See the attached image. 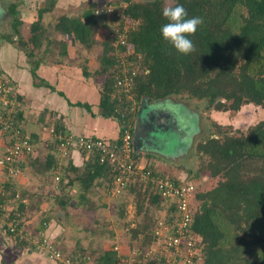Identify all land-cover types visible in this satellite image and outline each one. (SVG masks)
Here are the masks:
<instances>
[{"label": "trees", "instance_id": "obj_1", "mask_svg": "<svg viewBox=\"0 0 264 264\" xmlns=\"http://www.w3.org/2000/svg\"><path fill=\"white\" fill-rule=\"evenodd\" d=\"M102 2L119 5L123 17L136 22L129 34V43L134 48V54L128 56V60L137 63L139 71L131 76L127 90L122 91L115 84V71L119 68V62L116 61L108 39L102 44L99 55V72L106 74L101 85L99 113L104 117L117 119L119 130L116 139L128 123L131 124V132H134L139 105L150 100L173 103L177 102L174 98H192L198 103L203 102L204 109L214 108L216 111L237 112L249 104L264 107V0H174L170 5L181 4L187 10L189 18L198 16L204 21L195 35L189 37L195 45V51L188 55L178 53L162 38L161 26L168 23L162 16V9L170 6L165 5L163 0ZM53 5L54 0H47L38 11V19L43 11L51 9ZM96 5L97 2H90L82 12V17L59 15L52 26L53 32L70 35L73 40H78L86 46L95 43L93 35L98 17L105 16L104 13H95ZM8 15L13 18V29L17 33L20 21L16 4L9 5ZM30 32L27 41L18 39L19 48L28 58L33 57L34 48L42 43L41 35L46 32V28L37 20L31 24ZM47 33L48 31L46 35ZM6 37L12 41L10 36ZM38 61H34L30 68L35 77ZM83 73L87 72L83 70ZM128 94L132 95V101L127 98ZM80 105L90 111V105ZM197 107L198 104L196 110ZM13 114L15 115V112ZM55 132L73 134L65 132L58 124ZM23 133L33 144V151H24L15 162L14 169H18V163L21 167L26 162L38 172L48 174L51 169L62 184L64 178H60L58 164L61 163L60 160L68 158L73 150L68 154H60V145L56 141L52 146L56 149L57 157L48 154L44 161H37V158H31L34 154V141L24 130ZM0 134L6 136L8 144L7 134ZM76 150L87 157L84 168L73 169L81 193L84 194L87 190L96 192L95 183H101L96 179L105 181L102 185L105 189L106 185L111 186L112 167L108 161H100L98 154L85 149ZM195 152L204 163L201 168L220 178L212 187L197 191L194 196L198 205L193 206L191 230L201 237L199 243L202 264H264V117L249 125L245 131L236 132H229L213 122V130L196 142ZM136 160L139 161L138 158ZM144 165L154 173L179 180L178 177L167 173V169L157 168L154 162L146 160ZM1 168L7 175H14L9 172L7 166ZM12 181H8L5 186L8 190L12 189L11 193L8 191L10 194L1 187L0 201L9 203L18 193L15 210L18 217L23 218L24 190L14 187ZM63 186L66 187V184ZM127 188L130 191L135 190L138 213L142 211L145 203L160 206L165 211L164 216L150 215L149 222H141L130 229L131 235L127 244L131 252L135 251L133 253L136 258L140 259L151 246L157 221L163 218L166 222H171L176 218V212L170 200L167 204L165 199L146 187H136L133 184ZM122 212L123 210L121 214ZM40 219V228L43 229L48 223V217L45 215ZM29 230L31 236L38 234L40 240L45 237L44 230ZM17 243L31 250L44 251L36 249L31 240ZM60 251L64 253L62 247ZM74 253L84 255L87 252ZM116 259L117 252L112 248L103 249L93 257L95 264H116Z\"/></svg>", "mask_w": 264, "mask_h": 264}, {"label": "crops", "instance_id": "obj_2", "mask_svg": "<svg viewBox=\"0 0 264 264\" xmlns=\"http://www.w3.org/2000/svg\"><path fill=\"white\" fill-rule=\"evenodd\" d=\"M46 1L34 0L35 4L30 5L32 0H23L22 5H18L17 1L0 0V5H2L0 6V25L5 24L4 20L8 17V12H6L8 9L5 10L3 5L7 3L6 8H8L10 4H16V11L21 15L19 21L21 26L26 29L22 35L28 39L31 35V32H28L26 28L28 23L32 24L39 20L40 24L46 28L44 17L41 16L40 19H38V16L35 17ZM95 1L98 2L99 0H54L53 7L43 11V15L46 13V15H50V18H53L52 22L62 14L82 17V12H84L86 6L90 2ZM72 3L77 4V13L76 10L72 9ZM22 7H26V10L22 11ZM34 8L36 11H33ZM56 9L57 15L56 13L53 15L52 13ZM107 18L105 16L98 17V23L93 35L95 43L86 46L78 40H73L72 36L57 31V50L36 47L32 58H28L18 45L17 47L12 44V41H9L5 35L2 36L3 34H0V41H5L6 43L5 47L3 45L0 46V72L6 76L13 91V109L17 122L34 141L35 148L34 154L31 156L32 159L37 158V161H44L48 154H53L55 158L57 157L56 149L52 146L53 143L56 144L57 140L53 137V132H51V129L57 131V124L65 132L73 134L94 135L107 139L117 138L119 130L117 119L102 116L98 107L101 85L106 78L105 73L99 72V55L102 51V44L107 39L109 40V35L106 31L110 29L111 24L108 25ZM46 23H50V21ZM48 29L49 27L46 28V32ZM47 36H49V31ZM32 60H39L35 69L36 77L32 75L30 70ZM83 70L87 73H83ZM153 103L158 106L157 111L154 113V124L158 127V132L150 139L151 142L144 144L141 148H135L137 158L143 164L144 161L142 162V159L146 161L148 158L150 159L149 161L155 162L154 165L157 168L159 167L157 164L161 160H169L172 164H176V173L181 172L182 174L185 170L187 171V168L183 160H179V154L182 153L184 155V153L188 154L190 152L196 135H199L200 126L198 125L199 129H192V126L186 124L181 117V113H179L182 111L175 108V102L168 103L167 101L159 100L153 101ZM80 104L90 105V111ZM169 128L172 130L170 135L173 132V144L177 145L180 150L174 147L169 150L168 148L173 145L166 146L168 144ZM188 139L190 141L187 146ZM6 144V136L0 134V154H2ZM160 144L166 147L163 149L161 146L155 148V145ZM182 146L184 147L182 148ZM60 162L58 164V167L60 166L58 173L60 178H64L62 184L59 183L60 179L55 180L53 170L50 169L48 174L46 172H38L27 162L21 167L18 163V172L14 175H7L5 170L0 167V189L1 187L5 188L7 193H9L8 191L11 193L12 189L8 190L5 186L8 181L13 180L14 187L24 190L22 220L36 231L44 230L43 232H45L46 228H48L52 234L57 233L64 226L61 218H65L66 215L69 216L70 214L65 209V206L70 204L71 206L78 205L80 207L81 205L79 212L81 215V211L87 205L84 202L89 200L87 196L89 190L84 192V194L81 193L76 172L73 170L84 168L85 162H87L86 155L79 150H73L68 158H64ZM170 167L173 169V166H169L168 169ZM27 173L29 177L26 176ZM96 181L101 183L100 185L95 183V193L101 190L103 192L105 188L102 185L105 181L102 182L101 179H96ZM29 182H32L31 185H29ZM65 184L66 187L63 186ZM9 188L12 187L9 186ZM68 194L78 196L79 200L68 203ZM57 196L60 198H57ZM61 200L67 203H62L60 202ZM16 201L17 199L13 202L14 205H16ZM31 201L35 205L33 208H31ZM43 206H47V209L43 210ZM61 211L62 214H59ZM79 214L75 215L76 218L80 216ZM45 215L48 217V223L46 228L41 229L40 218ZM2 219L0 217V264H58L47 256V252L31 250L14 241L4 231ZM113 229L112 227V231ZM121 243L124 242L120 241L119 244L121 245ZM79 247L78 245L75 248L73 247L74 249L68 250V253L64 249L65 246L62 249L65 254H73L80 251L78 250ZM83 249L82 251H85ZM88 255L91 256L90 254ZM87 264H95L92 256Z\"/></svg>", "mask_w": 264, "mask_h": 264}, {"label": "built area", "instance_id": "obj_3", "mask_svg": "<svg viewBox=\"0 0 264 264\" xmlns=\"http://www.w3.org/2000/svg\"><path fill=\"white\" fill-rule=\"evenodd\" d=\"M122 8L111 2L97 3L95 13H104L116 22L112 25L109 42L118 63L115 71V84L121 90H127L131 76L139 71V65L128 60L134 54V48L129 43L130 31L136 22L129 21L122 15ZM140 56L139 54L137 55ZM127 98L132 101V95ZM13 91L6 76L0 72V132L7 134L9 143L0 154V167L7 166L11 174L18 171L14 164L24 151H33V144L28 141L23 129L17 122L14 113ZM14 115V116H13ZM15 118V119H14ZM128 123L118 139L107 140L91 136L53 132V137L59 142L60 154H68L70 150L85 149L98 154L100 161H108L112 167L113 183L106 185V192L112 197H118L131 184H139L143 188L156 192L160 198L170 200L174 204L176 218L171 222L159 219L153 229V240L150 248L142 257L136 258L133 252L127 254L118 250V244L112 249L117 252L116 264H202L201 237L192 232L191 220L195 196V186L190 181H178L161 173H154L136 160L137 155L133 142V133ZM55 179L59 177L56 175ZM9 203L0 201V217L4 231L14 241H29L36 249L47 252V256L58 264H87L91 257L88 254H65L56 246V242L46 237L40 240L38 234L31 236L28 224L18 217L13 202L19 198L16 193Z\"/></svg>", "mask_w": 264, "mask_h": 264}, {"label": "rangeland", "instance_id": "obj_4", "mask_svg": "<svg viewBox=\"0 0 264 264\" xmlns=\"http://www.w3.org/2000/svg\"><path fill=\"white\" fill-rule=\"evenodd\" d=\"M13 1L14 2L17 1L18 5H22L23 3V0H13ZM33 1L34 0L30 2V5L35 4V2ZM163 1L165 5H170L174 2V0H163ZM97 3H101V0H99ZM3 6L5 10L8 9L6 8L7 3ZM76 6H77L76 3L71 4L72 9L76 10L77 13ZM23 10H26V7L23 8L22 11ZM33 11H36V9L34 8ZM6 12H8V10ZM55 13L57 15V9L54 10V13L52 14L54 15ZM46 14L43 15L42 13V17H44L45 19L46 28L49 27L48 29L49 36L46 35V32L43 33L41 35L42 43L38 47L41 49L47 48L50 50H57L58 33L53 32L52 30L53 28L52 26L57 21V18L54 20V22H52L53 18H50V15H46ZM37 16L38 15H35V17ZM17 17L20 20L21 15L18 14V12H17ZM105 18H107V16H105ZM4 21L5 24L0 25V34L1 35L3 34L2 36L4 35L10 36L9 38L12 40V44L16 46L18 45L19 38H21L22 41H27V39L22 35L23 33H25L26 29H24L23 26H21V23L17 27L19 28L18 32L15 33L12 25L13 18L8 15V17H6V20ZM47 21H50V23H46ZM106 21L108 25L111 24L110 29L106 31L108 35H110L112 25L116 21L111 19V17H108ZM100 22L102 21L100 20ZM30 25L31 24L28 23L26 26L28 32L30 31ZM1 45L5 47L6 46L5 41H0V46ZM97 47L99 46L97 45ZM33 62L34 61L32 60L31 65L33 64ZM174 99L175 101H177L175 102L177 103V105H175V108H178L180 111H182L179 113H181V117L183 121L189 126H192V129H197V128L199 129L200 126V132L199 135H196L194 139V145L190 148V152L188 154L184 153V155H182V153L179 154L180 156L179 160H183L187 168V171L185 170V172H183L182 174L181 172L177 174L175 171V169L177 168V166H175L176 164H172L171 162H169V160L167 161L161 160V162L157 165L161 168H167L166 171L167 173H170L171 175H174L179 179H182L183 181H190L195 186V193H196L197 191L205 190L212 187L220 179L218 176L210 175V172L208 170L201 168L203 167L204 163H202L201 161L202 159L200 158V155L195 154L196 142H198L202 138H205L213 130V122L220 124L223 129H226L229 132H236L237 130L245 131L249 125L256 123L257 121L261 120L264 117V107L253 106L252 104H249L247 106L242 107L237 112L216 111L214 108H209L207 110L204 109L203 102L198 103L195 99L192 98L187 99L182 97V98H174ZM147 102L146 103L142 102L139 105L138 116H140L141 118L146 117L144 114H142V111L144 110V108L147 107V104L154 105L156 106V108H158V106L155 105L152 100ZM196 104H198L197 110L195 109ZM163 107L165 106L163 105ZM168 131H169V137H168V144H166V146L173 145L168 148L169 150L173 147L177 150H180L177 145L173 144V132L170 135V132L172 130L169 128ZM189 141L190 139H188L186 143L187 146L189 145ZM160 146L161 144L155 145V148L157 147L159 148ZM166 146L162 145L161 148L163 149ZM183 147L184 146H182V148ZM149 160L150 159L147 158V162H151ZM143 161L145 162L144 159H142V162ZM169 166H173L174 170L171 167L170 169H168ZM195 172L197 173V175H195ZM26 176L29 177V174L27 173ZM31 183L32 182H29V185H31ZM134 185L136 187L140 186L139 184H134ZM103 192H105L104 189ZM103 192L101 190L95 193V191L91 192V190H89V193L87 195L89 200L84 202L85 205L86 204L87 205L86 207L84 206L85 208L81 211V215L79 214L81 210L80 208L82 207L81 205L80 207H78V205L71 206L70 204H67L65 206V209L68 210L70 214L69 216L66 215L65 218H61V220H63L64 226H62V229H59L55 234H52L49 231V229L45 227L46 228V231L44 232L45 237L49 239V241H55L57 244L56 246L59 249L60 247L65 246L64 249L66 250L67 253L68 250L70 249L73 250L78 245L80 246L78 250L82 251V248H84L83 250H85L87 253L95 257L97 253L100 252L101 250L113 248L115 244H118V250L121 253L127 254L130 251V248L127 244V242H129L131 235L130 229L132 227L137 226L141 222H149L148 218L150 215L153 216L158 215V217L164 216L165 213L164 209H161L160 206L158 207L157 205L154 206L148 203H145L142 211L138 213L136 206V204L138 203V198L135 194V190L130 191L128 188H126L123 190L121 196L118 197H112L108 195L107 192L105 193ZM68 197H69L68 203H70V201L76 202V200H79V197L75 195L68 194ZM166 203L168 204L169 200H166ZM192 204L193 206L198 205L197 200L195 201L193 198ZM34 206L35 205L33 201H31V208H33ZM42 208H44L43 210H46L47 206H43ZM122 210L123 212L121 214ZM59 214H62V211ZM78 214L80 216L76 218ZM112 227L114 228L113 231H112ZM116 239L119 242L121 240L124 243H121L120 245Z\"/></svg>", "mask_w": 264, "mask_h": 264}, {"label": "clouds", "instance_id": "obj_5", "mask_svg": "<svg viewBox=\"0 0 264 264\" xmlns=\"http://www.w3.org/2000/svg\"><path fill=\"white\" fill-rule=\"evenodd\" d=\"M162 16L168 21L160 29L163 40L180 54L188 55L194 52L195 45L189 37L195 35L198 27L204 22L203 18H189L187 10L181 4L163 7Z\"/></svg>", "mask_w": 264, "mask_h": 264}, {"label": "water", "instance_id": "obj_6", "mask_svg": "<svg viewBox=\"0 0 264 264\" xmlns=\"http://www.w3.org/2000/svg\"><path fill=\"white\" fill-rule=\"evenodd\" d=\"M156 111V106L147 104V107L142 111V114H144L146 117L141 118L137 115L133 132V142L135 148H141L144 146V144L151 142L150 139H152V137L157 134L156 132H158V127H156L154 124V113Z\"/></svg>", "mask_w": 264, "mask_h": 264}]
</instances>
